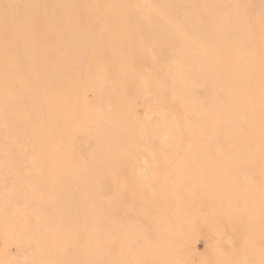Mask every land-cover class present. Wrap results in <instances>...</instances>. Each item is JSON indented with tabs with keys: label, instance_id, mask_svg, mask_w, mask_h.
<instances>
[{
	"label": "rangeland",
	"instance_id": "374dc122",
	"mask_svg": "<svg viewBox=\"0 0 264 264\" xmlns=\"http://www.w3.org/2000/svg\"><path fill=\"white\" fill-rule=\"evenodd\" d=\"M0 264H264V0H0Z\"/></svg>",
	"mask_w": 264,
	"mask_h": 264
}]
</instances>
